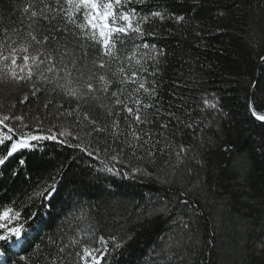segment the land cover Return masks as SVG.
<instances>
[{"label":"trees","instance_id":"obj_1","mask_svg":"<svg viewBox=\"0 0 264 264\" xmlns=\"http://www.w3.org/2000/svg\"><path fill=\"white\" fill-rule=\"evenodd\" d=\"M126 7L144 35L109 59L57 0H0V76L13 53L38 57L31 80L0 79V117L23 118L0 125V234L22 230L0 241V264H93L86 247L101 264H264V0ZM49 129L56 140L20 146Z\"/></svg>","mask_w":264,"mask_h":264},{"label":"snow or ice","instance_id":"obj_2","mask_svg":"<svg viewBox=\"0 0 264 264\" xmlns=\"http://www.w3.org/2000/svg\"><path fill=\"white\" fill-rule=\"evenodd\" d=\"M131 0H64L63 5L60 4V0H57L58 5V13H64L66 16V24H73L76 27H78L81 32L83 33L84 39L86 41H91L93 45L99 46V57H108L109 59H117V44H124L125 39L124 37H127L129 35V32H135L140 37H143L144 32L140 28L139 25L134 26L133 25V19L136 17V12L133 9L127 8L126 5L130 3ZM66 5V7H65ZM47 7V6H46ZM25 11H28L26 8ZM36 12H32V16H36ZM154 17L159 16L160 18H163L162 14L159 12H154L152 14ZM78 16H82L83 23H79L77 20ZM47 19V17H45ZM55 17H53L54 19ZM143 20L147 21V17H142ZM180 19H183L182 17ZM68 29L65 28L64 31H67ZM33 40H35V37H32ZM81 47H85V45H81ZM143 47L145 49H150L151 52H157V54L162 55L163 53L158 52L156 49H154L150 44H144ZM20 51H23L25 53L28 52V46H22ZM153 59L155 57H152ZM2 59L4 61H8L10 59L9 56H2ZM38 57L37 56H29L24 55L23 56V64H17V57L13 53L11 55L10 59V65H5L6 71H3L2 76H0V79H6L9 75L11 76L12 80L15 81H23V80H31L32 76L34 75L32 71V66L29 64V60L32 61L33 64H36ZM264 60V57L261 58ZM43 63V61H41ZM95 63V61H94ZM137 64L140 63L139 60L136 61ZM107 66V62L103 59H100L99 67L104 68ZM38 67V65H37ZM73 67L75 68V63L73 64ZM17 68H19V73L17 72ZM27 71L25 72V70ZM48 71H53L52 67H49ZM123 71V70H121ZM23 74V75H21ZM71 72L66 73V80L67 84H72L73 81L69 79L71 77ZM135 75V74H133ZM90 79V78H89ZM99 79L101 81H105L104 76H100ZM60 87L64 88L66 85H60ZM140 88L144 89L145 92L148 91V88L145 87L144 82H141L139 85ZM83 89H87V93L93 92L95 89L93 85L85 81V83L82 85ZM81 87H72L68 88L67 94L71 97H79L82 94H87L82 92ZM104 91H107V82L105 81V87L103 89ZM115 95V93H113ZM117 103H120L118 100ZM205 105L207 107L216 108L217 104L208 101L205 99L204 101ZM47 107V105L45 106ZM127 111L129 113L132 112L131 108H128ZM68 115H71V113H68ZM252 115L255 118L256 121H259L261 123H264V115L258 114L257 110L255 108L252 109ZM10 118L22 120V117H9L7 115L0 117V125L5 124L7 120ZM136 120L140 121L141 117L139 115L136 116ZM192 125H188V127H191ZM27 127V125H25ZM13 129L11 127L8 128V132H12ZM49 135L42 136V135H27L21 133L22 136V143L20 146L27 147L30 146V143L32 141H39L43 139H49V140H56L57 135L53 134L51 132V129H49ZM68 133L66 132H60L59 135L65 136ZM138 138V137H137ZM11 139V137H9ZM17 148L16 144H13L11 147V151L8 152V155H11L12 152H15ZM84 149H82L83 151ZM189 149L185 148L184 146L180 147V152H187ZM92 153L89 152V155ZM178 157L180 156V153H177ZM182 161V158H181ZM199 162V161H198ZM5 163L4 159H0V165H3ZM109 172H112V168L107 169ZM12 211L11 208L8 210H5L2 214V218L9 217V213ZM160 211H166V209H161ZM18 215V213H17ZM6 227L5 225H0V228ZM21 228L12 227L8 229V234L3 235L0 234V241L7 242L11 237H15L16 240L19 242L21 238ZM114 239V238H113ZM98 243H101L105 246V249L107 248V240H105L103 237L98 238ZM116 247H120L121 245L117 243L115 245ZM100 251V249H90V248H84V254L80 257L81 260H86L88 257H91L93 264H101V259H98L96 256L93 255V252ZM3 253H0V256H2Z\"/></svg>","mask_w":264,"mask_h":264},{"label":"rangeland","instance_id":"obj_3","mask_svg":"<svg viewBox=\"0 0 264 264\" xmlns=\"http://www.w3.org/2000/svg\"><path fill=\"white\" fill-rule=\"evenodd\" d=\"M93 255L96 256L98 259H101V253H95V252H93ZM85 262H87V263H93L91 257H88V258L85 260Z\"/></svg>","mask_w":264,"mask_h":264}]
</instances>
